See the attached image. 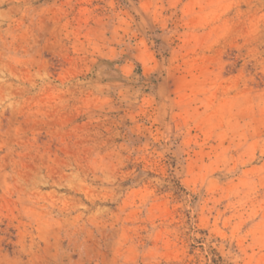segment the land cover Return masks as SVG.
Segmentation results:
<instances>
[{"label":"rangeland","instance_id":"obj_1","mask_svg":"<svg viewBox=\"0 0 264 264\" xmlns=\"http://www.w3.org/2000/svg\"><path fill=\"white\" fill-rule=\"evenodd\" d=\"M0 264H264V0H0Z\"/></svg>","mask_w":264,"mask_h":264}]
</instances>
